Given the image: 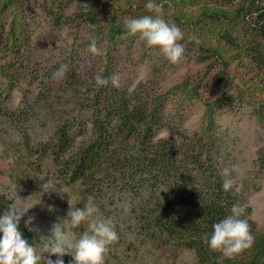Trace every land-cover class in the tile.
Wrapping results in <instances>:
<instances>
[{
	"label": "rangeland",
	"instance_id": "374dc122",
	"mask_svg": "<svg viewBox=\"0 0 264 264\" xmlns=\"http://www.w3.org/2000/svg\"><path fill=\"white\" fill-rule=\"evenodd\" d=\"M237 1L184 0L179 3L180 13L188 21L210 7L223 8L228 13ZM58 2L59 17L43 0H22L15 3L11 13L6 11L0 16V64H5V69L14 75L13 81H9L0 73V203L20 215L24 222L32 218L27 226L38 238L36 252L56 257L49 253L55 240L54 226H61L63 214L82 201L84 208L94 204L95 216L111 220L118 233L116 245L104 253V264H198L190 249L170 252L168 246H155L142 238L137 224L138 210L134 207L137 201L130 194L113 186L100 190L98 196H85L79 183L67 185L60 180L50 156L32 154L41 143L54 138L56 128L67 121L74 123V131H85L83 137H76V142L89 137L88 110L92 103L84 105L83 110L79 107L81 99L92 97L95 89L100 92L94 101L103 111L116 99L112 96L114 90L137 91L148 100L162 96L159 113L164 123L153 140L171 139L179 155L186 154V148L201 137L213 139L216 144L213 161L218 172L224 176V171H228L227 178L233 181L239 203L250 208L245 219L253 236L263 232L264 166L258 157L264 152V71L261 75L247 72L244 62L233 55L224 69L228 78L218 81L220 67L213 58L196 59L195 41L189 40L194 36L190 23L177 21L165 11L158 15L176 24L184 34L179 43L184 45L185 52L177 63H171L158 46H148L139 33L118 35L113 42L96 41L88 23L77 16L89 9L86 2ZM114 2L116 6L112 8L123 21L157 15L144 7L147 0ZM138 6L145 8V12L139 11ZM94 8L100 18L108 17L109 5L96 2ZM13 14L21 23V29L17 30L20 43L15 47L5 43ZM203 21L197 25L198 33L218 41L211 22ZM93 45L96 53L90 51ZM108 58L111 59L108 80L101 86L96 78L102 77ZM62 66L63 76L53 78V73ZM70 75L80 80L76 94L67 84ZM183 82L196 84L197 91L188 97L180 88L172 89ZM240 87L250 88L254 97L249 91L240 93ZM219 96L225 98L224 103L216 111L212 128L206 131L207 103ZM257 111L262 113L260 118ZM65 248L71 250L67 243ZM221 257L224 256L219 252L218 260Z\"/></svg>",
	"mask_w": 264,
	"mask_h": 264
},
{
	"label": "trees",
	"instance_id": "16d2710c",
	"mask_svg": "<svg viewBox=\"0 0 264 264\" xmlns=\"http://www.w3.org/2000/svg\"><path fill=\"white\" fill-rule=\"evenodd\" d=\"M20 1L22 0H3L0 4V16L6 11L11 13L15 3ZM43 1L50 5L49 9L54 10L57 17L60 16L58 0ZM83 1L89 9L77 16L88 23L96 41L106 39L113 42L116 36L128 32L124 21L118 18L112 8L116 6L114 0ZM162 1H156L163 5L162 11L169 13L177 21L190 23L193 35L200 41L193 45L197 53L196 59L205 61L213 58L212 61L220 67L218 81L228 78L224 69L233 55L244 62L247 72L261 75L264 71V0H238L232 3L231 12L228 13L223 8L210 7L200 11L196 18L189 21L180 13L179 3L184 0H169L170 3ZM96 2L110 6L108 17H99L94 8ZM138 8L142 12L146 10L140 6ZM204 19L211 22L218 41L198 33L197 25L204 23ZM20 29L21 23L13 14L5 39L7 45L11 43L15 47L20 43V34L17 32ZM110 65L111 59L108 58L102 73L105 80H108ZM5 68V64H0V73L13 81L14 75ZM79 82V78L74 75H70L67 81L74 94L78 92L76 87ZM196 86L183 82L172 89L180 88L190 97L197 91ZM95 90L91 98L81 99L79 107L83 110L84 105L92 103L88 110L89 137L76 142V137H83L85 131H74V123L67 121L56 128L54 138L41 143L32 150V154L36 157L50 156L60 180L67 185L79 183L85 196H98L100 190L113 186L121 193L130 194L137 201L134 207L138 210L139 233L155 246L166 245L170 252L179 248L190 249L198 264H264V231L255 235L251 248L231 259L221 257L218 260L219 252L213 251L206 243L205 237L211 234L212 225L229 215L233 204H240L233 188L228 192L222 188L225 178L218 172L213 161L216 146L213 139L201 137L186 148V154L179 155L178 148L171 139L153 140L156 130L164 123V118L159 113L162 96L148 100L137 91L126 93L114 90L112 96L116 99L103 111L98 109L94 101L100 92ZM245 91H249V95L254 97L250 88L240 87V93ZM224 100L223 96H219L208 101L205 109L206 131L212 128L216 111L221 108ZM257 113L260 118L262 113ZM258 159L260 165L264 166V152ZM31 161L34 162V159ZM73 208H84V203L78 201ZM7 212V207L0 203V216ZM249 212L250 208L246 206V213L242 218L248 217ZM63 217L65 219L66 213ZM18 227L30 245H39L38 238L22 219L19 220ZM85 230L86 221L74 232L78 237ZM115 245L116 242L108 248ZM38 255V264H44L45 259L57 258L46 254ZM62 259L64 264H74L71 254Z\"/></svg>",
	"mask_w": 264,
	"mask_h": 264
},
{
	"label": "clouds",
	"instance_id": "9594fccd",
	"mask_svg": "<svg viewBox=\"0 0 264 264\" xmlns=\"http://www.w3.org/2000/svg\"><path fill=\"white\" fill-rule=\"evenodd\" d=\"M144 7L156 13V16L144 15L140 18H128L124 21L129 34L139 33L148 46H158L163 55L171 62L177 63L185 52V47L179 41L184 39L182 30L174 23H168L158 15L162 12L163 5L156 0H147ZM189 40L199 44L197 37H189ZM90 51L97 52L95 46H90ZM64 66L53 73V78H61ZM98 85L107 84V80L97 77ZM225 179L222 188L228 192L233 187V181L229 178L227 170L224 171ZM97 208L90 204L85 208H72L66 213L61 226H54L55 237L49 253L55 254L56 259H45L44 264H64L62 257L70 253L74 264H104V253L109 245L118 241V233L115 225L109 219H101L95 216ZM246 213V205L233 204L230 214L212 225V232L205 237L206 243L213 251H218L226 258L252 247L255 237L250 231L247 219L242 218ZM20 215L10 210L0 216V264H38L40 256L36 249L30 245L19 230ZM30 217L25 223H31ZM87 222V230L78 237L74 230L83 222ZM69 237L71 240L69 242ZM69 251H66L65 245Z\"/></svg>",
	"mask_w": 264,
	"mask_h": 264
}]
</instances>
